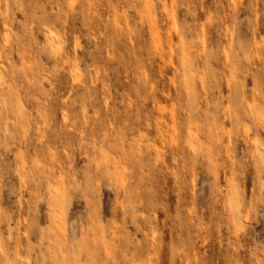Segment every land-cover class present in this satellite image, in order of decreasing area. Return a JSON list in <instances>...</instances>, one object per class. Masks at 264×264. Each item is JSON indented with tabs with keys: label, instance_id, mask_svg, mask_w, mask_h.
Segmentation results:
<instances>
[{
	"label": "clouds",
	"instance_id": "9594fccd",
	"mask_svg": "<svg viewBox=\"0 0 264 264\" xmlns=\"http://www.w3.org/2000/svg\"><path fill=\"white\" fill-rule=\"evenodd\" d=\"M0 264H264V0H0Z\"/></svg>",
	"mask_w": 264,
	"mask_h": 264
}]
</instances>
